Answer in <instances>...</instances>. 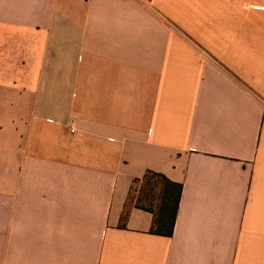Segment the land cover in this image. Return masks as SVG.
Masks as SVG:
<instances>
[{
    "label": "crops",
    "instance_id": "0c3cea01",
    "mask_svg": "<svg viewBox=\"0 0 264 264\" xmlns=\"http://www.w3.org/2000/svg\"><path fill=\"white\" fill-rule=\"evenodd\" d=\"M0 264H264V0H0Z\"/></svg>",
    "mask_w": 264,
    "mask_h": 264
},
{
    "label": "trees",
    "instance_id": "16d2710c",
    "mask_svg": "<svg viewBox=\"0 0 264 264\" xmlns=\"http://www.w3.org/2000/svg\"><path fill=\"white\" fill-rule=\"evenodd\" d=\"M181 192V183L171 181L162 173L145 171L132 202L152 214L151 233L172 235Z\"/></svg>",
    "mask_w": 264,
    "mask_h": 264
},
{
    "label": "built area",
    "instance_id": "2783aa9c",
    "mask_svg": "<svg viewBox=\"0 0 264 264\" xmlns=\"http://www.w3.org/2000/svg\"><path fill=\"white\" fill-rule=\"evenodd\" d=\"M70 130L73 131V127H72V125H70Z\"/></svg>",
    "mask_w": 264,
    "mask_h": 264
}]
</instances>
